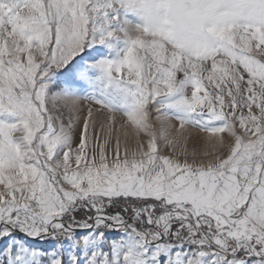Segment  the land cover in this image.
Segmentation results:
<instances>
[{
  "label": "snow or ice",
  "instance_id": "1",
  "mask_svg": "<svg viewBox=\"0 0 264 264\" xmlns=\"http://www.w3.org/2000/svg\"><path fill=\"white\" fill-rule=\"evenodd\" d=\"M0 264H264V0H0Z\"/></svg>",
  "mask_w": 264,
  "mask_h": 264
},
{
  "label": "rangeland",
  "instance_id": "2",
  "mask_svg": "<svg viewBox=\"0 0 264 264\" xmlns=\"http://www.w3.org/2000/svg\"><path fill=\"white\" fill-rule=\"evenodd\" d=\"M65 119H67V116L65 117ZM154 123L156 124L157 127H159V122H154ZM173 123H175V122H173ZM101 139H102V137H101ZM123 139H124V138H123V136H122V137H121L122 142H123Z\"/></svg>",
  "mask_w": 264,
  "mask_h": 264
}]
</instances>
